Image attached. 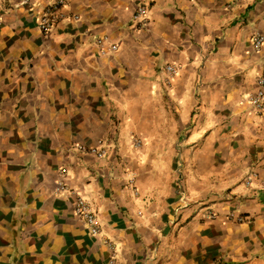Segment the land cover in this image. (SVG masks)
Returning a JSON list of instances; mask_svg holds the SVG:
<instances>
[{
    "label": "crops",
    "instance_id": "1",
    "mask_svg": "<svg viewBox=\"0 0 264 264\" xmlns=\"http://www.w3.org/2000/svg\"><path fill=\"white\" fill-rule=\"evenodd\" d=\"M53 1L0 0V264H264V0Z\"/></svg>",
    "mask_w": 264,
    "mask_h": 264
},
{
    "label": "built area",
    "instance_id": "2",
    "mask_svg": "<svg viewBox=\"0 0 264 264\" xmlns=\"http://www.w3.org/2000/svg\"><path fill=\"white\" fill-rule=\"evenodd\" d=\"M31 0H19L21 3H27ZM64 5V0H54L51 4H49L43 11L40 13L38 17V27L44 31L49 32L57 20L63 17V13L61 11L62 6ZM149 15V8L146 4H139L134 13L133 19L137 24L143 25ZM97 45L102 53H109L111 51H116L118 49V44L109 40V38L105 36H100L97 39ZM253 44L260 48L264 44V34L256 33L253 37ZM166 70L168 72H175L177 69L172 64L166 65ZM259 88L255 93L251 94L249 97L250 104L258 114L264 115V75L258 77ZM142 140L139 136L134 138L135 146H140ZM81 148L91 154H94L98 157H102L107 154L108 146L105 143H100L98 145H90V146H81ZM68 168L67 166H62L59 171V176L56 180L55 192L56 193H68L69 195L74 196V214L89 228V231L92 234H100L102 231V223L100 219V214L90 201V199L78 188L70 185L68 181ZM251 176L248 178V182L250 181ZM186 199V198H185ZM207 217H216L218 214L213 212L212 209H208V211L204 214ZM227 219L236 218L238 220H244V214H239L235 211H230L226 215Z\"/></svg>",
    "mask_w": 264,
    "mask_h": 264
}]
</instances>
